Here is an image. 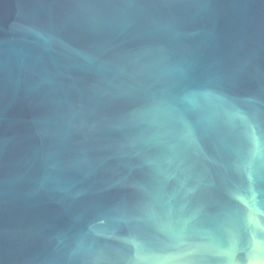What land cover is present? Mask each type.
Returning <instances> with one entry per match:
<instances>
[{
    "label": "water",
    "instance_id": "95a60500",
    "mask_svg": "<svg viewBox=\"0 0 264 264\" xmlns=\"http://www.w3.org/2000/svg\"><path fill=\"white\" fill-rule=\"evenodd\" d=\"M0 264H264V0H0Z\"/></svg>",
    "mask_w": 264,
    "mask_h": 264
}]
</instances>
